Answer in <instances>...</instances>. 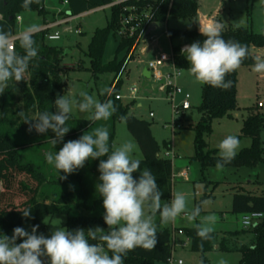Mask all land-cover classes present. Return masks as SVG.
I'll return each instance as SVG.
<instances>
[{
    "label": "trees",
    "instance_id": "16d2710c",
    "mask_svg": "<svg viewBox=\"0 0 264 264\" xmlns=\"http://www.w3.org/2000/svg\"><path fill=\"white\" fill-rule=\"evenodd\" d=\"M67 1L69 9L67 16H77L92 9L107 6L115 0H62ZM24 0H0V30L15 35V26L18 16L27 10L37 11L45 17L46 10L44 0H33L28 9L22 7ZM142 5L152 7L155 22H166L170 16L189 18L194 20L192 29H171L167 34L172 42V53L176 66L179 69L190 68L186 57L181 53L183 45L173 42V39L182 37L193 42H203L205 37L198 29L196 16L198 3L196 0H141ZM121 7H112L111 19L108 26L95 30L88 46L87 55L91 60V69L95 75L103 72H113L115 76L105 92L102 102L111 100L116 107L112 115V129H110V150L114 145L115 124L117 120L125 118L127 126L135 140L138 142L143 158L140 160V170L148 169L157 180L161 200H171L173 189V162L171 159L161 157V146L152 133V123L135 115L128 114L129 105H124L119 95V86L122 82V73L128 62L134 58L139 47L135 38H121L115 52V57L108 63H103V55L111 34L117 35L120 27ZM48 29H42L34 34L38 56L30 63L24 80L20 82L10 81L3 94L0 95V182L4 189L0 190V235H6L16 227H22L26 220H31L34 225H39L41 220L49 215L65 214L66 229L69 231L83 228L87 235L89 228L100 227L108 231V226L103 220V198L99 195L96 185L99 183L100 172L98 165L100 160H106L107 156L96 160H88L84 169H77L68 174L67 179H60L65 173H59L54 166L46 161V154L59 151L63 144L70 140L79 139L86 132L91 133L98 121L69 116L66 127L70 130L62 141L53 143L55 134L49 130L41 134L35 128L28 131L29 124L24 123V118L18 113L21 109L16 107V93L22 91L24 96L23 115L29 119L37 114L49 111L56 112L55 100L62 96L66 84L62 81V56L64 49L47 43ZM222 36L225 40L237 41L248 48V57L241 65L251 66L255 63L257 55L253 48H264V33L253 31L247 26L223 28ZM15 50L23 54V49L16 41ZM124 56L119 59V55ZM230 80L231 87L227 90L214 88L204 84L202 103L199 107L202 113L196 123H189L182 127L195 131V158L201 163L202 170L209 166H216L218 149H211L205 139L206 134L212 132L213 120L224 116H232L238 108L237 81L238 69L226 76ZM264 128V115L254 112L245 120L242 132L237 137L251 139V145L243 148L235 158L225 166H253L258 161L264 160V147L261 140V132ZM170 146V145H167ZM138 178L139 173H134ZM17 176L19 185L23 191L24 200L20 203L9 194L15 189ZM200 205L197 201L196 206ZM31 209L30 217L23 216L22 211ZM97 210L100 214L82 215L80 210ZM203 211H201L202 213ZM232 212L244 214L248 212H261L264 214V193L252 194L249 192H237L232 202ZM191 239V248L195 251L205 252L212 247L215 234L208 241H201L196 229L183 228ZM255 234V242L252 246H242L243 254L239 264H264V217L257 226L252 227ZM172 232L168 229L157 230V244L151 251L136 248L129 251L124 258V264H163L172 254ZM21 242L18 239V243ZM90 243H99L92 241ZM201 245H203L201 247ZM227 249L225 245L220 246ZM111 254V253H109ZM203 263L206 262L204 256Z\"/></svg>",
    "mask_w": 264,
    "mask_h": 264
},
{
    "label": "rangeland",
    "instance_id": "374dc122",
    "mask_svg": "<svg viewBox=\"0 0 264 264\" xmlns=\"http://www.w3.org/2000/svg\"><path fill=\"white\" fill-rule=\"evenodd\" d=\"M196 2L198 3L196 20L199 30L219 23L223 28L247 26L255 32L264 33V0H196ZM44 7L47 12L45 17L34 10L22 12L19 15L20 19L16 20L15 35L33 24L38 25L40 31L46 29L51 22L59 23L68 18L67 1L44 0ZM111 15L112 8L107 5L74 16L58 26L47 28V43L64 49L61 66L62 81L66 87L62 90V95L70 97L73 101L80 99L81 92H87L102 102L115 76V73L110 71L95 75L91 69L90 57L87 55L95 30L107 27ZM194 27V20L189 18L170 16L166 22H159L147 40L137 48L134 58L128 62L122 73L119 94L122 97L121 102L129 105L128 114L152 123V133L161 146V157L172 160V194L182 193L186 197L189 210L196 206L197 201L200 205L203 201H209L208 205L202 207L201 216L214 214L217 218L213 226L215 239L210 249L205 252L195 251L190 244L188 248H179L176 256L182 258L184 264H222V262L223 264H239L243 257L240 247L252 246L256 237L251 228L243 225L242 214L232 212L233 197L237 192L264 193V160L258 161L253 166H224L222 169L209 166L202 170L200 161L195 158V131L181 125L196 123L201 118L202 113L199 107L202 103L204 84L195 80L188 71L189 68H183L176 80L182 92L172 97L171 91L155 88L154 81L144 75L148 63L155 57L162 53L172 56V42L167 34L169 28L192 29ZM56 31L60 33L61 39L48 41L47 36ZM120 39V35L111 34L103 55V63L106 64L114 59ZM173 42L178 45L193 43L191 39L182 37L173 39ZM253 53L257 57L264 58V48H253ZM123 56L124 52L119 55V59ZM171 69L170 64L167 63L164 72L168 73ZM133 87L137 88V92L132 93ZM186 94L190 95L191 108L184 113L176 114L174 108L183 104ZM237 101L238 108L233 111L232 116L213 120L212 132L205 135L209 148L218 149L219 142L228 135H240L244 120L253 111L264 115V73L254 72L253 65H241L238 69ZM15 103L18 109L24 110L22 91L16 93ZM151 112L154 113V117L150 116ZM69 116L89 119L90 113L80 112L74 106ZM174 120L177 122L175 127ZM111 122L112 116L106 121H98L96 127H106L110 132ZM261 140L264 147V128L261 132ZM125 142H131L134 145L133 158H143V152L129 131L126 119L122 118L115 124L114 145L119 147ZM250 145V138H242L238 153ZM166 153H170V156H166ZM20 179L23 177H16L15 189L9 193L18 203L24 200L23 191L18 184ZM3 189L4 186L0 182V190ZM170 201L161 200L162 204L170 203ZM79 212L82 215H97L101 211L100 209H84ZM66 222L65 214L46 216L41 220L37 234L50 237L56 227L66 229ZM154 222L157 230L168 229L171 232L178 228L194 227L183 216L178 217L174 223L162 224L157 213ZM33 225L31 220H26L22 228L31 232ZM12 234L13 231L6 235L11 237ZM180 240H182L181 237H178V241ZM223 244L227 249L220 247ZM203 256L206 259L205 263L202 260Z\"/></svg>",
    "mask_w": 264,
    "mask_h": 264
},
{
    "label": "clouds",
    "instance_id": "9594fccd",
    "mask_svg": "<svg viewBox=\"0 0 264 264\" xmlns=\"http://www.w3.org/2000/svg\"><path fill=\"white\" fill-rule=\"evenodd\" d=\"M32 3L33 0H24L22 7L28 9ZM38 31V25H30L16 34L13 40L10 32L0 30V94L4 93L10 81L24 80L30 63L38 56L33 38ZM200 31L205 37L202 43L196 41L181 49L190 65L188 71L202 84L227 90L232 82L226 80V76L240 68L249 55L248 48L237 41L225 40L223 26L219 23L203 27ZM17 40L23 54L15 50ZM253 71L264 73V58H255ZM79 95L80 99L76 101L66 95H58L56 112L45 111L31 119L24 117L22 111L18 114L24 118V123L29 124V132L33 128L41 134L51 130L56 144L70 130L65 125L74 106L80 112L90 113L91 121H106L116 112L111 100L101 102L87 92ZM109 139L108 129L100 126L79 139L67 141L59 151L46 154L47 163L54 166L58 174L65 173L60 179H67L68 174L83 168L88 160L107 156L98 165L100 176L96 188L103 198V220L108 231L100 227L89 228L86 235L83 228L69 231L56 227L50 237H46L37 234L39 225H33L31 232L16 227L11 237L0 235V264H46V261L47 264H124L129 251L136 248L151 251L155 248L157 226L154 217L157 213L162 224L174 223L183 216L194 226L201 241L212 238L217 218L214 214L201 216L202 207L209 201L189 210L186 197L177 192L172 194L170 203L162 204V193L155 176L148 169L141 171L140 160L133 158L134 145L125 142L119 147L112 145L110 150ZM217 148L219 159L216 167L222 169L238 154L240 140L237 136L228 135ZM137 172L138 178L133 175ZM22 213L28 218L31 209ZM18 238L22 242L17 243ZM90 240L99 243H90Z\"/></svg>",
    "mask_w": 264,
    "mask_h": 264
},
{
    "label": "built area",
    "instance_id": "2783aa9c",
    "mask_svg": "<svg viewBox=\"0 0 264 264\" xmlns=\"http://www.w3.org/2000/svg\"><path fill=\"white\" fill-rule=\"evenodd\" d=\"M108 6L111 8L114 6L121 7V14L119 20V30L117 35H120L121 38H135L137 42H139V46L142 42H145L147 38L150 36L152 32L147 35L148 29L155 22L154 13L152 12V7L149 5H142L141 0H115L110 3ZM1 17V16H0ZM74 16H70L67 19L61 20L58 22H51L48 24L47 28H52L60 25L61 23L70 20ZM17 19H20L19 16ZM157 23V22H156ZM158 24V23H157ZM157 26V25H156ZM46 28V29H47ZM79 32V31H77ZM12 39L15 40L16 36L13 35ZM61 39V35L58 31L49 34L47 36L48 41H57ZM16 44V42H15ZM186 45L184 44L182 48ZM145 49L143 48V51ZM169 63L171 66V71L168 73L164 72L165 65ZM150 71L149 79L154 81V87L158 88L161 91H171L170 95L172 97L177 93H181L182 89L177 86L176 80L181 75H177V73H181V69L176 66L174 55L169 56L165 53L160 54L155 57V59L151 60L148 63L147 68ZM137 92V88L133 87L132 93ZM117 99H121V95H116ZM190 95L186 94L185 100L180 107H175L174 112L176 114L184 113L186 110L191 108L189 102ZM260 105H262L260 103ZM151 117H154V113H150ZM177 125L176 120H174V127ZM166 156H170V153H166ZM264 214L261 212H248L242 214V222L246 228H252L258 225V223L263 219ZM181 237L182 240L178 241L177 237ZM191 239L186 234L183 228L175 229L172 232L171 239V247L172 254L171 256L163 263V264H184L182 258L176 256V252L179 248H188L190 246Z\"/></svg>",
    "mask_w": 264,
    "mask_h": 264
},
{
    "label": "water",
    "instance_id": "95a60500",
    "mask_svg": "<svg viewBox=\"0 0 264 264\" xmlns=\"http://www.w3.org/2000/svg\"><path fill=\"white\" fill-rule=\"evenodd\" d=\"M157 25V23L156 22H154L153 24H152V26L148 29V31H147V35L150 33V32H152V31H154L155 29H156V26ZM144 75H145V77H147V78H149L150 77V71L148 70V69H145V71H144Z\"/></svg>",
    "mask_w": 264,
    "mask_h": 264
},
{
    "label": "crops",
    "instance_id": "0c3cea01",
    "mask_svg": "<svg viewBox=\"0 0 264 264\" xmlns=\"http://www.w3.org/2000/svg\"><path fill=\"white\" fill-rule=\"evenodd\" d=\"M121 100H122V98H121ZM179 237V236H178ZM178 237H177V239H178Z\"/></svg>",
    "mask_w": 264,
    "mask_h": 264
}]
</instances>
